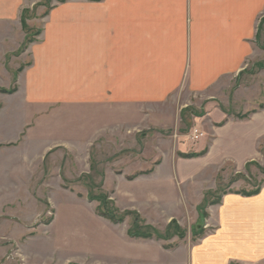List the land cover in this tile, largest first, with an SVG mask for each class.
<instances>
[{"label": "rangeland", "instance_id": "obj_1", "mask_svg": "<svg viewBox=\"0 0 264 264\" xmlns=\"http://www.w3.org/2000/svg\"><path fill=\"white\" fill-rule=\"evenodd\" d=\"M57 3L24 0L19 22H0V264H116L102 252H118L126 239L164 241L182 261L183 243L212 228L208 211L224 193L264 185V23L254 58L208 92L182 89L161 103L96 114L28 104L18 91L29 46ZM99 193L131 213L101 217L89 197ZM133 213L148 231L163 234L175 222L184 236L131 237Z\"/></svg>", "mask_w": 264, "mask_h": 264}, {"label": "crops", "instance_id": "obj_2", "mask_svg": "<svg viewBox=\"0 0 264 264\" xmlns=\"http://www.w3.org/2000/svg\"><path fill=\"white\" fill-rule=\"evenodd\" d=\"M23 4L0 0V22H19ZM263 23L264 0H67L45 14L17 88L28 104L96 114L161 103L182 89L205 93L254 58ZM206 225L212 228L196 242L183 243L182 261L164 241L138 239H126L118 252L103 250V259L262 264L264 185L252 195L224 193Z\"/></svg>", "mask_w": 264, "mask_h": 264}, {"label": "trees", "instance_id": "obj_3", "mask_svg": "<svg viewBox=\"0 0 264 264\" xmlns=\"http://www.w3.org/2000/svg\"><path fill=\"white\" fill-rule=\"evenodd\" d=\"M67 0H58V2H65ZM23 15V12H22ZM21 23L22 27L26 28L25 21L23 16H21ZM195 155V154H194ZM151 170V169H150ZM149 170V171H150ZM147 173V172H146ZM259 191V188L249 191V192H243L245 195H252L255 194ZM91 199H95L98 202V205L96 206V210L98 215L101 217L108 219L111 222H120L123 220L125 214L131 213L130 211H124V213L117 212V210L113 209L112 207L108 206L109 200L107 199L105 194H98V195H89ZM135 216L132 218L131 224L129 228L127 229V233L131 237H136V238H151V237H156L159 239H165L170 237V235H173L176 231L179 233L180 237L184 236V231L181 229L178 224L175 222H172L166 227L165 232L162 234L158 230H155L154 228L148 231V227L146 225H143L139 217L133 213ZM202 224H199V227H201ZM173 227L174 230L173 232L170 231V228ZM202 229V228H200ZM201 232V231H200ZM230 264H236V263H230Z\"/></svg>", "mask_w": 264, "mask_h": 264}]
</instances>
